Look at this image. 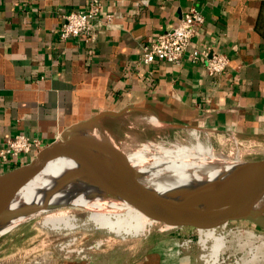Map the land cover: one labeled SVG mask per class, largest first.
<instances>
[{
  "label": "crops",
  "instance_id": "0c3cea01",
  "mask_svg": "<svg viewBox=\"0 0 264 264\" xmlns=\"http://www.w3.org/2000/svg\"><path fill=\"white\" fill-rule=\"evenodd\" d=\"M88 1L0 0V149L19 132L44 148L81 122L148 125L150 116L169 130L230 131L244 144L264 142V0H101L103 14L116 17L111 27L93 42L61 41V16ZM192 7L205 24L190 49L230 58L215 80L187 57L181 65L142 62V45L176 27ZM175 246V253L160 249L135 264L200 260L195 250L181 254Z\"/></svg>",
  "mask_w": 264,
  "mask_h": 264
},
{
  "label": "bare ground",
  "instance_id": "6f19581e",
  "mask_svg": "<svg viewBox=\"0 0 264 264\" xmlns=\"http://www.w3.org/2000/svg\"><path fill=\"white\" fill-rule=\"evenodd\" d=\"M145 119L158 125L151 116ZM198 132L191 129L190 138L184 142L150 141L124 148L113 144L114 150L98 152L95 161L80 150L76 156L70 151L58 152L36 179L21 183L14 192L0 195V235L32 217L42 218L43 226L58 231H74L80 224L86 228L92 223L124 240L147 236L155 229V221L108 194L87 169L112 179L124 189L148 192L168 202L175 211L215 190H237V184L250 171L249 163L241 159L242 154L264 153V149L240 148L232 135L227 142H233L235 147L227 152L217 151L209 144L208 136L202 138ZM237 207L238 203L225 208L213 205L207 212H235ZM263 207L264 193L256 209L260 212ZM215 231H201L200 242L206 244L211 239L217 255L224 238Z\"/></svg>",
  "mask_w": 264,
  "mask_h": 264
},
{
  "label": "rangeland",
  "instance_id": "374dc122",
  "mask_svg": "<svg viewBox=\"0 0 264 264\" xmlns=\"http://www.w3.org/2000/svg\"><path fill=\"white\" fill-rule=\"evenodd\" d=\"M149 124L147 125L145 121L139 125H131V122L105 120L100 128L90 125L77 132L124 148L134 143L142 146L150 141L184 142L190 138L189 131L196 129L202 138L208 136L209 144L217 151L227 152L235 147L233 142H227L231 140L232 135L238 140L240 148L264 149V142L260 144L250 142L249 146V142L244 144L230 131L216 132L201 128L199 130L197 127L169 130ZM259 154L264 155L263 152L244 153L241 159L248 163L254 162L263 158ZM261 211L264 214V207ZM84 227L80 224L73 229L74 231L52 230L51 227L42 225V218L32 217L23 224L19 223L9 232L4 230V234L0 235V264H135L146 254L160 249L165 248L167 252L172 249L175 253L173 248L175 245H166L173 237L177 238L175 240L177 252L180 251L182 254L195 250L198 258L200 257L197 264H204L201 256L209 253L210 247L214 245V242L208 239L205 244L207 249H204L202 243H199L201 233L190 229H183L181 235H173L169 230L154 227L155 229L147 236L139 235L124 240L114 233L95 227L92 223ZM215 232L224 238L222 255L229 256L226 264H235L236 261L239 264H264V229L249 222H239L230 223L216 229Z\"/></svg>",
  "mask_w": 264,
  "mask_h": 264
},
{
  "label": "water",
  "instance_id": "95a60500",
  "mask_svg": "<svg viewBox=\"0 0 264 264\" xmlns=\"http://www.w3.org/2000/svg\"><path fill=\"white\" fill-rule=\"evenodd\" d=\"M98 118L92 120L97 122ZM91 122H81L65 130L61 138L44 147L29 163L11 171L0 174V195L14 192L24 182L36 179L52 161V157L60 151H70L74 156L77 150L95 161L98 152L114 150V145L89 138L81 131ZM185 129L193 128L186 127ZM183 127V128H184ZM250 170L243 181L237 186V190H215L213 193L199 198L184 208L173 210L170 204L156 198L148 192L128 190L120 187L112 179L99 176L87 169L96 183L115 198L122 199L140 210L148 218L155 221L156 227L164 230L194 231L216 230L230 223L249 222L256 227L264 229V214L256 209L264 193V158L250 162L247 166ZM238 203L235 212H207L213 205L225 208Z\"/></svg>",
  "mask_w": 264,
  "mask_h": 264
},
{
  "label": "built area",
  "instance_id": "2783aa9c",
  "mask_svg": "<svg viewBox=\"0 0 264 264\" xmlns=\"http://www.w3.org/2000/svg\"><path fill=\"white\" fill-rule=\"evenodd\" d=\"M115 19L114 14H103L101 0H89L85 9L71 10L61 16L59 39L65 42L73 38H84L87 42H93L97 39L99 30L111 27ZM204 24L205 17L202 12L192 7L183 15L176 27L158 34L153 41L142 45V62L145 65L158 61L181 65L187 57L192 64L203 65L212 79L219 78L230 65L229 56L212 48L190 49ZM41 145L39 140L30 139L24 132L6 139L0 149L2 170L8 172L23 166L25 159L30 162L43 149ZM202 246L207 249L205 244ZM213 248L214 245L210 247L209 253L201 256L204 264H226L229 256H222L224 244L217 255ZM235 264L239 262L236 261Z\"/></svg>",
  "mask_w": 264,
  "mask_h": 264
},
{
  "label": "trees",
  "instance_id": "16d2710c",
  "mask_svg": "<svg viewBox=\"0 0 264 264\" xmlns=\"http://www.w3.org/2000/svg\"><path fill=\"white\" fill-rule=\"evenodd\" d=\"M264 7V6H263ZM263 10V9H262ZM261 19V22L264 23V10H263V13H262V17H260Z\"/></svg>",
  "mask_w": 264,
  "mask_h": 264
}]
</instances>
